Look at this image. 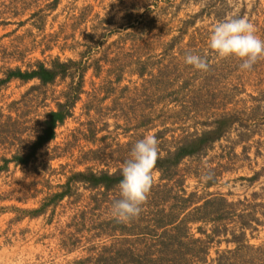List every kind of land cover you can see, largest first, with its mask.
Segmentation results:
<instances>
[{
	"label": "rangeland",
	"instance_id": "1",
	"mask_svg": "<svg viewBox=\"0 0 264 264\" xmlns=\"http://www.w3.org/2000/svg\"><path fill=\"white\" fill-rule=\"evenodd\" d=\"M234 16L264 39V0H0V80L39 62L79 64L39 90L37 80L0 86V167L30 152L49 113L82 81L55 140L29 165L0 171V264H76L106 247L150 252L159 264H264L263 199L253 196L264 189V58L241 70L239 59L207 47L214 26ZM193 53L206 57L207 71L184 63ZM224 116L237 120L214 148L185 159L172 181L153 173L140 215L126 224L139 234L158 212H175L177 223L154 236L102 235L99 225L115 219L119 188L105 198L80 183L44 215L29 213L75 173L120 170L146 135L157 138L164 157ZM257 172L263 174L253 186L242 179ZM213 179L217 185L207 188ZM174 236L180 244L161 245Z\"/></svg>",
	"mask_w": 264,
	"mask_h": 264
},
{
	"label": "trees",
	"instance_id": "2",
	"mask_svg": "<svg viewBox=\"0 0 264 264\" xmlns=\"http://www.w3.org/2000/svg\"><path fill=\"white\" fill-rule=\"evenodd\" d=\"M59 0H55V4ZM79 64L73 61L63 63L60 60H55L50 66L44 63H37L32 70L23 71L20 68L15 70L10 69L7 72L6 78L0 80V86L10 83L12 80H20L24 83H28L34 80L39 82V86L34 87L33 90H39L42 88L54 85L56 81L60 79H65L71 76V72L78 68ZM140 76H144V71L140 72ZM82 90V81L77 84L73 92L66 95V102L64 104L58 105V110L50 112L48 119L43 123V130L40 132L39 136L36 138L35 143L30 147V152L28 154H23L17 152L14 154L12 159L4 160V167H0V171L7 169L8 165L14 163L17 166L29 165L36 157L38 151L42 149L50 141L56 138V129L62 126L66 119L71 113V108L75 107L77 100L80 97ZM237 118L234 116H224L216 120L212 124L211 130L203 131L201 134H196L185 138L176 148L174 152H167V155L162 157L158 156L156 161L154 172H159L161 174L162 181H172L176 174L179 165L187 158L191 157H201L204 156L209 150L214 148V146L219 143L226 134L230 131L232 126L236 123ZM240 143V142H239ZM246 152V149H245ZM263 172H257L251 178H242L247 180L251 186L255 185L262 177ZM122 180L121 169L115 173H110L109 171H101L99 173L93 171L78 172L73 174L67 181V183L62 186V191L56 193L48 198L47 203H45L40 209L30 211L29 213L33 218L40 217L45 214L48 207L56 206L65 198L73 194L75 185L84 184L86 187L92 191L103 190L102 196L107 197L108 194L117 189L120 181ZM217 185L216 180H209L206 183L207 188H211ZM263 194H254V198L261 197L263 200L259 205L260 208L264 210V189H262ZM193 197V196H192ZM165 199V200H164ZM163 200L166 201V197ZM168 200V199H167ZM193 198H188L183 200L185 204H190ZM164 201H162L164 203ZM221 202L228 204L226 198L222 197ZM213 201L209 200L205 203V207L212 204ZM230 206L235 204L230 203ZM188 206L182 208L186 210ZM255 207V206H252ZM201 208H204L201 206ZM201 208L199 210H201ZM253 214H249L246 218H251ZM264 216V212L262 213ZM178 220V215L175 212L164 214L163 212H158L153 220V226L145 227L142 232L136 234L137 226L133 223L132 226L126 223L118 222L116 219L104 221L99 225L102 235H109L114 237L116 234H120L123 237H130L144 235V236H154L157 229H164L166 226L175 225ZM187 220L181 221L179 226L185 227ZM150 222V221H149ZM263 224V223H262ZM250 224L246 223L243 227H249ZM156 236V235H155ZM166 237V236H165ZM169 241V242H168ZM162 240L161 245L165 248L172 247L176 244H180L179 236H174L169 238V240ZM119 242V241H118ZM124 244L129 241H120ZM236 242V241H235ZM238 243V242H237ZM113 248V249H112ZM115 247L104 248L102 253L97 255L96 258L89 257L86 260H81L76 264H159L162 260H154L152 253L147 252L141 254L137 252L134 248H120L115 250ZM162 259V258H161Z\"/></svg>",
	"mask_w": 264,
	"mask_h": 264
},
{
	"label": "clouds",
	"instance_id": "3",
	"mask_svg": "<svg viewBox=\"0 0 264 264\" xmlns=\"http://www.w3.org/2000/svg\"><path fill=\"white\" fill-rule=\"evenodd\" d=\"M208 49L219 58L235 57L241 61V70H251L256 62L264 58V39H261L244 17H231L217 23L207 42ZM184 63L195 70L207 71L206 57L187 54ZM159 156L158 140L146 135L137 141L122 168L118 188L120 199L112 206L111 215L121 223L138 217L154 182V167Z\"/></svg>",
	"mask_w": 264,
	"mask_h": 264
}]
</instances>
